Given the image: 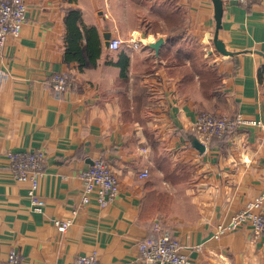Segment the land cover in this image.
Returning a JSON list of instances; mask_svg holds the SVG:
<instances>
[{"label":"crops","instance_id":"0c3cea01","mask_svg":"<svg viewBox=\"0 0 264 264\" xmlns=\"http://www.w3.org/2000/svg\"><path fill=\"white\" fill-rule=\"evenodd\" d=\"M222 1L217 39L231 56L214 49L210 0H25L26 21L0 54V264L11 249L23 264H71L92 250L101 264H141L136 243L155 223L200 247L191 264H264V238L248 227L212 237L248 201L262 197L264 211V0ZM71 11L82 62L65 57ZM105 34L121 46L109 50ZM206 69L214 73L199 77ZM55 73L69 75L70 90L50 89ZM203 113L261 124L212 137L199 152L192 127ZM34 149L45 155L41 212L5 158ZM98 158L120 186L104 208L80 201L78 173ZM53 219L71 224L61 233Z\"/></svg>","mask_w":264,"mask_h":264},{"label":"built area","instance_id":"2783aa9c","mask_svg":"<svg viewBox=\"0 0 264 264\" xmlns=\"http://www.w3.org/2000/svg\"><path fill=\"white\" fill-rule=\"evenodd\" d=\"M237 3L262 2V0H234ZM26 21L25 0H0V54L4 49L8 35L18 36L22 25ZM122 44L119 38H112L108 42V49L117 50ZM4 72H0L3 79ZM50 89L56 93H64L70 90L72 85L67 73H55L48 79ZM260 125V122L245 120L241 116H219L212 113L198 115L193 124L192 132L197 140L204 146L212 137L224 138L225 135L239 125ZM8 168L14 179L27 182V199L33 211L41 212L44 205L42 197L38 193L40 180L43 176L45 155L40 149L28 151H8L5 153ZM148 176L144 169L139 178ZM81 181L80 201L86 205L94 200L99 208L106 207L119 193V181L110 165L101 158L95 159L85 170L78 173ZM262 197H256L248 201L244 207L233 213L225 222L215 225L212 237L218 239L221 236L248 227L254 236L264 238V211L262 209ZM75 214V211L72 212ZM53 225L59 232H64L70 226L71 220L53 219ZM138 258L141 264H191L190 250L198 251L199 246H187L182 244L172 233L163 229L160 223L153 225V235L146 236L136 243ZM4 264H23L20 254L11 249ZM71 264H101L98 253L92 250L90 253L78 255Z\"/></svg>","mask_w":264,"mask_h":264},{"label":"trees","instance_id":"16d2710c","mask_svg":"<svg viewBox=\"0 0 264 264\" xmlns=\"http://www.w3.org/2000/svg\"><path fill=\"white\" fill-rule=\"evenodd\" d=\"M80 14L77 11H71L65 20L66 28V51L65 57L67 61L77 59L81 61V47H82V33L79 28ZM87 37V50L90 53V60L94 61L95 57L99 54V35L95 28H85ZM214 73L211 69L204 70V73H200L198 70L197 74L199 77H205L208 74Z\"/></svg>","mask_w":264,"mask_h":264},{"label":"water","instance_id":"95a60500","mask_svg":"<svg viewBox=\"0 0 264 264\" xmlns=\"http://www.w3.org/2000/svg\"><path fill=\"white\" fill-rule=\"evenodd\" d=\"M213 6V17H214V21H215V29H214V34H213V45H214V49L220 53L221 55H225V56H231L232 53L226 51L224 49V45L223 43L217 39V35H218V31L221 28V17H222V10H223V1L222 0H210ZM236 3V1L234 2ZM104 40H105V46L108 47V40H109V36L108 35H104ZM162 39H158L156 40L154 43L150 44V47H152L153 49L157 50L159 45L161 44ZM191 143L193 144V146L199 151V152H203L204 151V145H202L196 137H192L191 138Z\"/></svg>","mask_w":264,"mask_h":264}]
</instances>
